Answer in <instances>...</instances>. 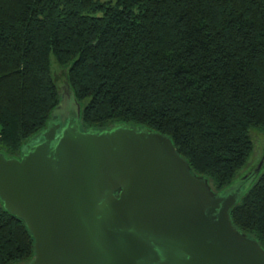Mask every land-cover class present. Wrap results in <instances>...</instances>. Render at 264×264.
<instances>
[{"label": "trees", "instance_id": "obj_1", "mask_svg": "<svg viewBox=\"0 0 264 264\" xmlns=\"http://www.w3.org/2000/svg\"><path fill=\"white\" fill-rule=\"evenodd\" d=\"M64 79L83 130L124 123L168 135L219 193L264 131V0H0L1 152L22 155ZM230 217L264 248V171ZM34 242L0 198V264L29 261Z\"/></svg>", "mask_w": 264, "mask_h": 264}, {"label": "water", "instance_id": "obj_2", "mask_svg": "<svg viewBox=\"0 0 264 264\" xmlns=\"http://www.w3.org/2000/svg\"><path fill=\"white\" fill-rule=\"evenodd\" d=\"M20 157L0 151V198L34 237L24 264H264L230 210L264 166L219 193L172 139L129 124L83 130L67 79ZM75 114H62L67 99Z\"/></svg>", "mask_w": 264, "mask_h": 264}, {"label": "rangeland", "instance_id": "obj_3", "mask_svg": "<svg viewBox=\"0 0 264 264\" xmlns=\"http://www.w3.org/2000/svg\"><path fill=\"white\" fill-rule=\"evenodd\" d=\"M53 63H54L53 73H54V75H56V73H58L60 69H59V66L56 64L55 61H53ZM76 111H77L76 102L75 101L72 102L71 98L67 99L65 102L62 114L69 115V113H70V115H71V114H75ZM254 133H257L254 136V146H255L254 152H253V155H252L248 165L242 170L241 175L244 174L246 171H250V170L254 169V167H256L264 157V131L255 130ZM263 171H264V166L262 167L261 172H263Z\"/></svg>", "mask_w": 264, "mask_h": 264}, {"label": "flooded vegetation", "instance_id": "obj_4", "mask_svg": "<svg viewBox=\"0 0 264 264\" xmlns=\"http://www.w3.org/2000/svg\"><path fill=\"white\" fill-rule=\"evenodd\" d=\"M248 171H246L244 174L240 175L237 179L242 178Z\"/></svg>", "mask_w": 264, "mask_h": 264}]
</instances>
